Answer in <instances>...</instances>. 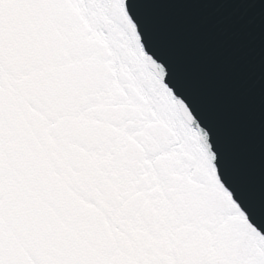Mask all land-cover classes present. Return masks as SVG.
<instances>
[{
  "label": "snow or ice",
  "instance_id": "obj_1",
  "mask_svg": "<svg viewBox=\"0 0 264 264\" xmlns=\"http://www.w3.org/2000/svg\"><path fill=\"white\" fill-rule=\"evenodd\" d=\"M168 74L127 0H0V264H264Z\"/></svg>",
  "mask_w": 264,
  "mask_h": 264
},
{
  "label": "water",
  "instance_id": "obj_2",
  "mask_svg": "<svg viewBox=\"0 0 264 264\" xmlns=\"http://www.w3.org/2000/svg\"><path fill=\"white\" fill-rule=\"evenodd\" d=\"M166 83L215 129L226 187L264 233V21L251 0H127Z\"/></svg>",
  "mask_w": 264,
  "mask_h": 264
}]
</instances>
